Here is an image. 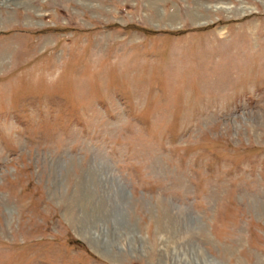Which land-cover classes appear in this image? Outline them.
<instances>
[{
	"label": "rangeland",
	"instance_id": "374dc122",
	"mask_svg": "<svg viewBox=\"0 0 264 264\" xmlns=\"http://www.w3.org/2000/svg\"><path fill=\"white\" fill-rule=\"evenodd\" d=\"M212 263L264 264V0H0V264Z\"/></svg>",
	"mask_w": 264,
	"mask_h": 264
},
{
	"label": "bare ground",
	"instance_id": "6f19581e",
	"mask_svg": "<svg viewBox=\"0 0 264 264\" xmlns=\"http://www.w3.org/2000/svg\"><path fill=\"white\" fill-rule=\"evenodd\" d=\"M92 240H94L95 242H98L97 240H99V236H96L95 235V237H93V239ZM181 252V251H180ZM196 253V252H195ZM199 253V252H198ZM181 260H183V258L181 259ZM213 264V263H212Z\"/></svg>",
	"mask_w": 264,
	"mask_h": 264
}]
</instances>
